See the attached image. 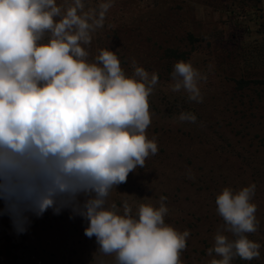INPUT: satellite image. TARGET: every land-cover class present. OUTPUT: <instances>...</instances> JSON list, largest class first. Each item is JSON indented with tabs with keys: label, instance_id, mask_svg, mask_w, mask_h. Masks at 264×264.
Returning <instances> with one entry per match:
<instances>
[{
	"label": "clouds",
	"instance_id": "1",
	"mask_svg": "<svg viewBox=\"0 0 264 264\" xmlns=\"http://www.w3.org/2000/svg\"><path fill=\"white\" fill-rule=\"evenodd\" d=\"M112 6L113 0L87 9L85 0H0L2 212L25 232L30 214L71 209L88 222L84 234L95 237L96 253L114 256L115 264H182L190 232L165 223L167 197L159 207L139 203L135 212L125 200L122 213L108 201L113 188L158 152L146 135L158 74L133 60V74L126 75L109 49H100L94 62L87 59L84 45ZM171 79L170 91L203 101L200 82L207 76L190 61H177ZM177 119L195 123L197 117L181 112ZM255 190L253 183L217 195L223 224L207 250L215 254L209 264L259 258L261 245L248 236L259 223Z\"/></svg>",
	"mask_w": 264,
	"mask_h": 264
},
{
	"label": "rangeland",
	"instance_id": "2",
	"mask_svg": "<svg viewBox=\"0 0 264 264\" xmlns=\"http://www.w3.org/2000/svg\"><path fill=\"white\" fill-rule=\"evenodd\" d=\"M99 2L85 0L86 9ZM263 6L264 0H113L103 28L84 45L89 62L109 49L126 75L133 74V60L158 74L146 130L158 152L113 188L108 201L122 213L125 200L135 212L139 203L159 207L160 197H167L165 223L190 232L182 264H209L215 254L207 250L223 224L217 195L225 187L238 191L253 183L259 223L248 236L261 245L260 256L236 257L231 264H264ZM180 60L207 76L200 82L202 102L170 91ZM181 112L193 113L196 122H180ZM3 208L0 201V264H115L114 256L96 253L95 237L84 234L88 222L71 209L30 214L27 231L17 232Z\"/></svg>",
	"mask_w": 264,
	"mask_h": 264
},
{
	"label": "built area",
	"instance_id": "3",
	"mask_svg": "<svg viewBox=\"0 0 264 264\" xmlns=\"http://www.w3.org/2000/svg\"><path fill=\"white\" fill-rule=\"evenodd\" d=\"M262 18H263V22H264V6H263V9H262Z\"/></svg>",
	"mask_w": 264,
	"mask_h": 264
}]
</instances>
